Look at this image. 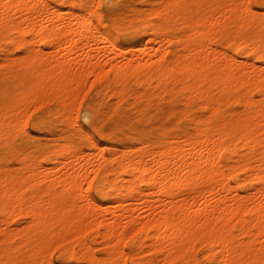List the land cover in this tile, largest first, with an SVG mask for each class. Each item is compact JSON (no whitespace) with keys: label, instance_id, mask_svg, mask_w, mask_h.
<instances>
[{"label":"bare ground","instance_id":"1","mask_svg":"<svg viewBox=\"0 0 264 264\" xmlns=\"http://www.w3.org/2000/svg\"><path fill=\"white\" fill-rule=\"evenodd\" d=\"M135 1L0 0V264H264V14Z\"/></svg>","mask_w":264,"mask_h":264},{"label":"rangeland","instance_id":"2","mask_svg":"<svg viewBox=\"0 0 264 264\" xmlns=\"http://www.w3.org/2000/svg\"><path fill=\"white\" fill-rule=\"evenodd\" d=\"M136 5L141 6L142 8H145V7L150 6V4H138L135 0H127V6H128V9H129L130 12L133 11V7L136 6ZM129 11H128V13H130ZM131 14H132V12H131ZM150 37H151V39H149ZM65 45L66 44H63V46H65ZM103 45H105V46H103V48H105V47H107L108 43L106 42ZM159 47H160V49L162 51L163 50V45L161 44L160 38L153 39L150 34H147L146 37H145V39L143 41H141V43L139 45L134 46V50L133 51H129L130 47L127 48V55L128 56L133 55L134 57H138V58H140L142 60L154 59V58H156L155 57V51ZM63 52H64V50L61 51V53H63ZM22 53H24V51H21V49L15 48V49L9 51L8 56L9 57H12V58L13 57L14 58H19L18 56H21ZM107 53H109V52H107ZM100 56H101V54H100ZM5 63L6 62H3L0 65V79H9L8 77L10 75L9 73L11 71V68H10L9 65H4ZM35 87H36V82H34L32 80H27L25 82V87H24L25 90L34 89ZM15 98H16V96L13 95L12 93H10L9 99H11L12 101H14ZM61 98H62V96L57 97V99H59V100ZM49 99L50 100L53 99V95L52 94H49ZM153 102H155V101H153ZM127 108H129V107H127ZM129 110L131 111V112H129V114H136L137 113V109H131V108H129ZM161 123H162V118H160V121H159V118H157V119H155L153 121V125H155V126H157V125L160 126L159 124H161ZM29 145H30V147H31V149L33 151L34 150V142L33 141L29 142ZM2 149H3V147H2ZM46 149H49V146L48 145L45 146V151H48ZM132 207H133V209L137 210L143 216L147 213V209L146 208H141L140 210H138L137 204H134L133 203L132 204ZM127 227H128V225H127ZM99 242H100V244H98ZM99 242L96 244L97 247L99 245V248H97V253H98V255H102V248H103V246L102 247L100 246L102 241H99ZM201 254H200V256H201Z\"/></svg>","mask_w":264,"mask_h":264},{"label":"snow or ice","instance_id":"3","mask_svg":"<svg viewBox=\"0 0 264 264\" xmlns=\"http://www.w3.org/2000/svg\"><path fill=\"white\" fill-rule=\"evenodd\" d=\"M52 7H56V5H52ZM83 7L84 6H81V5H67V4L63 6L64 9H70L71 11H74V12L81 11ZM252 8L255 11H258L264 14V0H257V3L252 5ZM261 62L264 63V57H261ZM54 264H63V262L60 260H57L54 262ZM71 264H76V262L72 261Z\"/></svg>","mask_w":264,"mask_h":264}]
</instances>
